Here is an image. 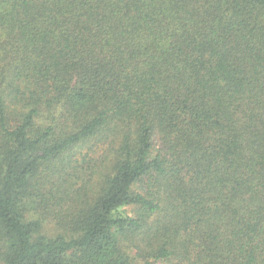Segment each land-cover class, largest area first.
<instances>
[{
    "label": "trees",
    "instance_id": "obj_1",
    "mask_svg": "<svg viewBox=\"0 0 264 264\" xmlns=\"http://www.w3.org/2000/svg\"><path fill=\"white\" fill-rule=\"evenodd\" d=\"M0 264H264V0H0Z\"/></svg>",
    "mask_w": 264,
    "mask_h": 264
}]
</instances>
